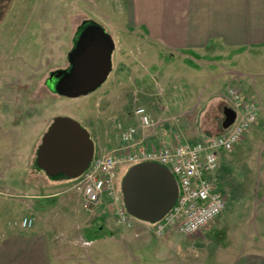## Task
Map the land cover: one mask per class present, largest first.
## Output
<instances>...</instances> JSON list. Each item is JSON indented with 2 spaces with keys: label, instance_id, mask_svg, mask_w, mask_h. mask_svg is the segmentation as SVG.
Segmentation results:
<instances>
[{
  "label": "rangeland",
  "instance_id": "rangeland-1",
  "mask_svg": "<svg viewBox=\"0 0 264 264\" xmlns=\"http://www.w3.org/2000/svg\"><path fill=\"white\" fill-rule=\"evenodd\" d=\"M6 4L0 17V242L44 233L50 242V264H264V220L257 228L253 222V215L264 210L259 184L264 165V51L221 47L215 55L170 57L137 30H120L116 0ZM85 21L99 24L110 36L112 70L94 92L65 98L50 92L47 81L69 68L72 42ZM182 59L189 62L182 64ZM165 81L168 103L176 88L172 85L184 84L178 92L198 94L201 86L216 81L206 96L226 97L234 88L259 106L256 125L231 152L222 154L214 174L226 201L215 221L190 236L156 237L152 224L144 221L134 219L129 229L121 227L105 199L93 210L86 209L72 190L71 178L55 188L39 183L45 174L36 167L37 151L55 119H71L85 129L93 155L108 153L120 144L124 129L136 128V138L150 130L140 127L134 110L146 103L153 112L163 110L165 105L153 103ZM225 106L214 102L197 114L200 126L211 129L205 137L221 132ZM175 114L168 110V118ZM125 173L119 171V180ZM24 218L32 219L31 228L20 227Z\"/></svg>",
  "mask_w": 264,
  "mask_h": 264
},
{
  "label": "crops",
  "instance_id": "crops-1",
  "mask_svg": "<svg viewBox=\"0 0 264 264\" xmlns=\"http://www.w3.org/2000/svg\"><path fill=\"white\" fill-rule=\"evenodd\" d=\"M116 1L119 3L117 19L121 26L120 30L122 32L130 28L137 30L170 57L171 55H215L221 47L264 51V0ZM181 61L182 64L189 62L188 59ZM215 83L216 81H210L207 87L201 86L202 91L198 94L186 89L178 92L182 87H186L184 84L172 85L176 90L170 91L172 100L168 103L169 85L165 81L164 91L154 96L156 102L153 103L165 107L162 108L163 110L158 109L159 112L156 113L153 112L152 107H149L150 103H146L144 108L154 126L140 138H144L143 141L148 147L158 148L166 143H193L190 138L205 137L211 129L200 126L196 121L197 114L203 113L208 105L214 102L228 107L225 96L216 94L206 96L205 92L217 86ZM191 85L188 84L187 87ZM161 95L164 97L159 98ZM168 110L176 114L168 118ZM191 113L194 116L190 115ZM219 127L222 132V127ZM43 179L39 183L46 188L61 187L68 183L67 178L51 180L46 174ZM259 182L261 197L264 199V165L259 171ZM25 183L29 184L28 181ZM253 216H256L253 219L254 227H260L259 223L264 220V210L256 212ZM243 260L246 263L251 262ZM240 262L237 264H241ZM0 264H50L48 236L44 233H33L28 236L15 235L3 239L0 242Z\"/></svg>",
  "mask_w": 264,
  "mask_h": 264
},
{
  "label": "built area",
  "instance_id": "built-area-1",
  "mask_svg": "<svg viewBox=\"0 0 264 264\" xmlns=\"http://www.w3.org/2000/svg\"><path fill=\"white\" fill-rule=\"evenodd\" d=\"M225 98L235 118L220 134L193 143H166L157 148L148 147L143 137L136 138V128L124 129L120 144L108 153L94 155L86 170L71 183L72 190L88 210H93L105 199L113 207L117 223L129 229L134 218L123 205L119 171L124 174L132 166L154 163L166 169L177 185L173 206L152 224L154 235L190 236L200 232L226 208L225 198L214 178L222 154L231 152L242 141L256 125L259 116L257 102L244 99L236 89H228ZM134 115L143 129L154 126L143 107L136 108ZM31 226L32 219H22V229Z\"/></svg>",
  "mask_w": 264,
  "mask_h": 264
},
{
  "label": "water",
  "instance_id": "water-1",
  "mask_svg": "<svg viewBox=\"0 0 264 264\" xmlns=\"http://www.w3.org/2000/svg\"><path fill=\"white\" fill-rule=\"evenodd\" d=\"M91 36V40L90 37ZM69 54V68L47 81L50 92L67 98H78L94 92L112 70L110 36L93 21L78 28ZM234 112L223 109L222 130L234 121ZM94 146L89 134L77 122L57 118L43 135L37 151L36 167L48 176L69 179L80 176L88 167ZM123 205L136 220L153 224L173 206L177 185L172 175L154 163L131 167L121 181Z\"/></svg>",
  "mask_w": 264,
  "mask_h": 264
},
{
  "label": "flooded vegetation",
  "instance_id": "flooded-vegetation-1",
  "mask_svg": "<svg viewBox=\"0 0 264 264\" xmlns=\"http://www.w3.org/2000/svg\"><path fill=\"white\" fill-rule=\"evenodd\" d=\"M0 1H4V2H0V3H2L1 5H0V17L2 16V14L6 11V0H0ZM4 5V6H3ZM88 38H90V40H91V36L90 37H88ZM75 39H76V37H75ZM74 39V40H75ZM75 46H78V44H76V45H74V41L72 42V46H71V49H70V52L72 51V49L75 47ZM75 48H77V47H75ZM113 49H114V46H113ZM113 49H112V52H111V63L113 64ZM68 67H69V63H68ZM65 98H67V97H65Z\"/></svg>",
  "mask_w": 264,
  "mask_h": 264
},
{
  "label": "trees",
  "instance_id": "trees-1",
  "mask_svg": "<svg viewBox=\"0 0 264 264\" xmlns=\"http://www.w3.org/2000/svg\"><path fill=\"white\" fill-rule=\"evenodd\" d=\"M52 178H54V177H52Z\"/></svg>",
  "mask_w": 264,
  "mask_h": 264
}]
</instances>
